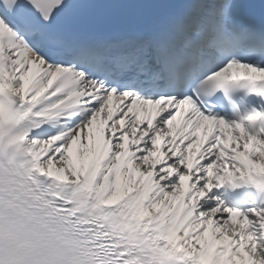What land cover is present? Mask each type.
I'll return each mask as SVG.
<instances>
[{
    "label": "snow or ice",
    "instance_id": "6c2138e0",
    "mask_svg": "<svg viewBox=\"0 0 264 264\" xmlns=\"http://www.w3.org/2000/svg\"><path fill=\"white\" fill-rule=\"evenodd\" d=\"M0 264H264V0H0Z\"/></svg>",
    "mask_w": 264,
    "mask_h": 264
}]
</instances>
